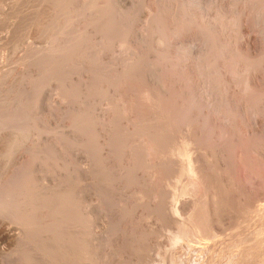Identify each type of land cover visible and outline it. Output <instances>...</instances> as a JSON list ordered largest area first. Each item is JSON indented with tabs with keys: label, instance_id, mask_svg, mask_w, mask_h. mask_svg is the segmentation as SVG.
<instances>
[{
	"label": "rangeland",
	"instance_id": "374dc122",
	"mask_svg": "<svg viewBox=\"0 0 264 264\" xmlns=\"http://www.w3.org/2000/svg\"><path fill=\"white\" fill-rule=\"evenodd\" d=\"M0 189V264H264V0H0Z\"/></svg>",
	"mask_w": 264,
	"mask_h": 264
},
{
	"label": "bare ground",
	"instance_id": "6f19581e",
	"mask_svg": "<svg viewBox=\"0 0 264 264\" xmlns=\"http://www.w3.org/2000/svg\"><path fill=\"white\" fill-rule=\"evenodd\" d=\"M15 144H16V142H11V144H9V146L7 147L6 153H7L8 155H10V154L12 153V150H13V147L15 146ZM19 176H21V175H18V177H19ZM21 177H22V176H21ZM17 179H18V178L15 177V179H12V180H13V181H17ZM10 181H11V180H10ZM10 181H9V182H10ZM9 182L7 181V182L5 183V184L8 183L7 188L9 187ZM17 182H18V181H17ZM17 182H16V183H17ZM2 187H3V186H2ZM2 187H1V189H2ZM4 187H5V185H4ZM5 188H6V187H5ZM1 189H0V191L3 190V189H2V190H1ZM17 191H18V190H17ZM14 192H15V191H14ZM15 193H16V192H15ZM18 194H19V193H18ZM18 194L13 195V198H12V199L14 200V201H13L14 203L17 202V199L19 198V196L17 197ZM50 194H53V193H50ZM50 194H48V196H49ZM64 195H66V194H63V196H61V197H64ZM48 196H46V198H47ZM52 196H53V195H51V197L49 196L50 198H48V199H49V200L52 199L53 201H55L56 198H61L60 196H59V197H56L55 195H54V197H52ZM66 196H67V195H66ZM66 196H65V197H66ZM55 197H56V198H55ZM65 197H64V198H65ZM67 197H68V196H67ZM67 197H66V198H67ZM46 198H45V199H46ZM53 198H55V200H54ZM49 200H47L46 202H48ZM52 200H51V202H53ZM21 202H22V201H21ZM49 202H50V201H49ZM51 202H50V204H51ZM4 207H5V203L3 204V208H4ZM11 207L13 208V209L11 210V211H12V216H15V217L17 216V217H18L19 213L22 212V211L19 210V208H18V206H17V203H16V205L14 204V205L11 206ZM23 207H24V206H23ZM8 209H10V208H8ZM23 211H24V210H23ZM194 211H195V210H194ZM194 220H195V219H194ZM197 220H198V219H197ZM195 222H196V221H195ZM197 222H198V221H197ZM193 224H195V223H193ZM194 227H195V226H194ZM188 234H189V233H188ZM218 241H219V240H218ZM259 242H260V241H259ZM207 244H208V243H206V246H207ZM208 245H209V244H208ZM208 247L210 248V246H208ZM201 248H202V247H201ZM197 249H198V248H197ZM203 249H206V248L204 247V248H202V250H203Z\"/></svg>",
	"mask_w": 264,
	"mask_h": 264
}]
</instances>
